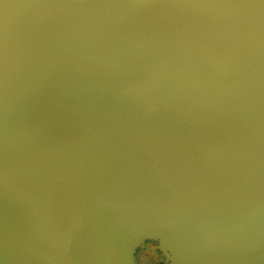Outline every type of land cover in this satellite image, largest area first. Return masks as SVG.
Masks as SVG:
<instances>
[{
    "label": "water",
    "instance_id": "water-1",
    "mask_svg": "<svg viewBox=\"0 0 264 264\" xmlns=\"http://www.w3.org/2000/svg\"><path fill=\"white\" fill-rule=\"evenodd\" d=\"M264 264V0H0V264Z\"/></svg>",
    "mask_w": 264,
    "mask_h": 264
},
{
    "label": "flooded vegetation",
    "instance_id": "flooded-vegetation-1",
    "mask_svg": "<svg viewBox=\"0 0 264 264\" xmlns=\"http://www.w3.org/2000/svg\"><path fill=\"white\" fill-rule=\"evenodd\" d=\"M154 249L156 250V246L155 245L146 244L145 249L141 251L142 254H141L140 260H147V261H149L151 259L152 255L155 252ZM138 255H139V253L137 252L136 253V264L140 262V260L138 259L139 258Z\"/></svg>",
    "mask_w": 264,
    "mask_h": 264
},
{
    "label": "rangeland",
    "instance_id": "rangeland-1",
    "mask_svg": "<svg viewBox=\"0 0 264 264\" xmlns=\"http://www.w3.org/2000/svg\"><path fill=\"white\" fill-rule=\"evenodd\" d=\"M155 250V249H154ZM142 250H139L138 253V259L140 260V257H141V252ZM157 249L155 250L154 254L152 255L151 259L149 260L150 264H165L164 261H163V258L160 256V254L158 253ZM141 263H143V260H141ZM137 264H140V263H137Z\"/></svg>",
    "mask_w": 264,
    "mask_h": 264
},
{
    "label": "trees",
    "instance_id": "trees-1",
    "mask_svg": "<svg viewBox=\"0 0 264 264\" xmlns=\"http://www.w3.org/2000/svg\"><path fill=\"white\" fill-rule=\"evenodd\" d=\"M140 264H150V262L149 261H147V260H143V263H141V260H140V262H139Z\"/></svg>",
    "mask_w": 264,
    "mask_h": 264
}]
</instances>
